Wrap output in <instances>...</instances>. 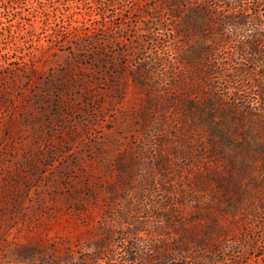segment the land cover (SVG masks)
Instances as JSON below:
<instances>
[{
	"label": "rangeland",
	"instance_id": "1",
	"mask_svg": "<svg viewBox=\"0 0 264 264\" xmlns=\"http://www.w3.org/2000/svg\"><path fill=\"white\" fill-rule=\"evenodd\" d=\"M106 2L0 0V264H117L94 242L119 201L116 160L146 130L130 67L156 49L167 58L149 63L161 84L182 43L172 54V36L149 22L160 0L101 11ZM260 215L238 221L214 264H264ZM116 236L108 247L119 258Z\"/></svg>",
	"mask_w": 264,
	"mask_h": 264
},
{
	"label": "trees",
	"instance_id": "2",
	"mask_svg": "<svg viewBox=\"0 0 264 264\" xmlns=\"http://www.w3.org/2000/svg\"><path fill=\"white\" fill-rule=\"evenodd\" d=\"M155 10L149 22L172 36V54L182 43L179 68L171 60L172 76L152 81L149 63L167 59L156 49L130 67L146 130L116 160L119 201L94 248L117 264H214L239 220L264 217V0H160ZM117 234L119 258L108 247Z\"/></svg>",
	"mask_w": 264,
	"mask_h": 264
}]
</instances>
